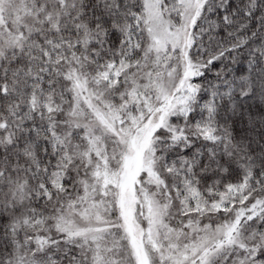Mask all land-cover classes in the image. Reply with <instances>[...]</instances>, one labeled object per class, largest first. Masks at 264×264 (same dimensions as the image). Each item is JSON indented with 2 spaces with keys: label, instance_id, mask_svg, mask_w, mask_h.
Wrapping results in <instances>:
<instances>
[{
  "label": "snow or ice",
  "instance_id": "obj_1",
  "mask_svg": "<svg viewBox=\"0 0 264 264\" xmlns=\"http://www.w3.org/2000/svg\"><path fill=\"white\" fill-rule=\"evenodd\" d=\"M0 264H264V0H0Z\"/></svg>",
  "mask_w": 264,
  "mask_h": 264
}]
</instances>
